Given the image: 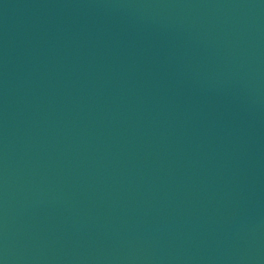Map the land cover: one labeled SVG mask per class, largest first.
Here are the masks:
<instances>
[{"label": "water", "instance_id": "obj_1", "mask_svg": "<svg viewBox=\"0 0 264 264\" xmlns=\"http://www.w3.org/2000/svg\"><path fill=\"white\" fill-rule=\"evenodd\" d=\"M0 264H264V0H0Z\"/></svg>", "mask_w": 264, "mask_h": 264}]
</instances>
